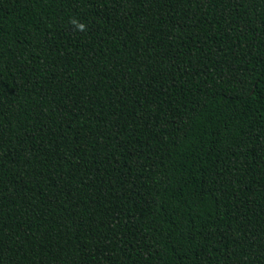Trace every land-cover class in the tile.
<instances>
[{
  "label": "trees",
  "instance_id": "16d2710c",
  "mask_svg": "<svg viewBox=\"0 0 264 264\" xmlns=\"http://www.w3.org/2000/svg\"><path fill=\"white\" fill-rule=\"evenodd\" d=\"M0 264H264V0H0Z\"/></svg>",
  "mask_w": 264,
  "mask_h": 264
},
{
  "label": "clouds",
  "instance_id": "9594fccd",
  "mask_svg": "<svg viewBox=\"0 0 264 264\" xmlns=\"http://www.w3.org/2000/svg\"><path fill=\"white\" fill-rule=\"evenodd\" d=\"M73 23H76V22L73 21ZM78 29L81 31L85 30V25L83 23L78 24Z\"/></svg>",
  "mask_w": 264,
  "mask_h": 264
}]
</instances>
